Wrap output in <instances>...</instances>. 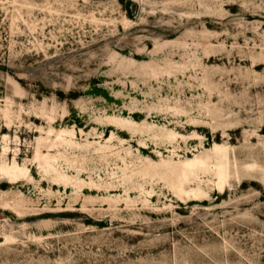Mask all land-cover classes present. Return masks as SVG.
Listing matches in <instances>:
<instances>
[{"label": "rangeland", "instance_id": "rangeland-1", "mask_svg": "<svg viewBox=\"0 0 264 264\" xmlns=\"http://www.w3.org/2000/svg\"><path fill=\"white\" fill-rule=\"evenodd\" d=\"M0 264H264V0H0Z\"/></svg>", "mask_w": 264, "mask_h": 264}]
</instances>
